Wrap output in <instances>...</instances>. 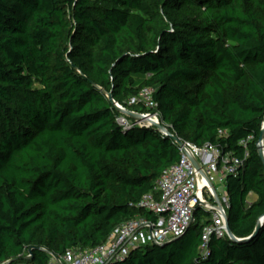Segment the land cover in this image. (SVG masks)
<instances>
[{
  "label": "trees",
  "instance_id": "obj_1",
  "mask_svg": "<svg viewBox=\"0 0 264 264\" xmlns=\"http://www.w3.org/2000/svg\"><path fill=\"white\" fill-rule=\"evenodd\" d=\"M149 87L171 133L243 161L226 180L228 220L235 237L253 235L264 216V0H0V263L49 264L137 215L156 218L138 203L179 145L123 126L109 97L143 111L126 100ZM208 215L170 245L107 264H264V224L205 249Z\"/></svg>",
  "mask_w": 264,
  "mask_h": 264
},
{
  "label": "built area",
  "instance_id": "obj_2",
  "mask_svg": "<svg viewBox=\"0 0 264 264\" xmlns=\"http://www.w3.org/2000/svg\"><path fill=\"white\" fill-rule=\"evenodd\" d=\"M154 94L152 87L139 92L138 104L144 110L138 113L146 116L151 123L164 125L166 130H159L167 135L170 130L162 121ZM117 104L125 109L120 103ZM119 122L126 127L138 125L123 114ZM170 135L174 134L170 132ZM179 140L183 142L179 146V162L169 167L157 181L154 191L144 195L138 203L139 207L154 213L156 218L137 215L121 223L103 244L87 249L72 248L64 254L50 255L49 264H106L119 261L139 245L164 244L180 238L195 220L197 209H204L209 214L202 232L203 248L206 249L212 236H228L226 216L229 197L226 180L228 176L237 174L243 161L230 153L222 154L211 144L200 147L192 141L180 137ZM194 160L199 167L195 166ZM26 257L31 258V253Z\"/></svg>",
  "mask_w": 264,
  "mask_h": 264
},
{
  "label": "water",
  "instance_id": "obj_3",
  "mask_svg": "<svg viewBox=\"0 0 264 264\" xmlns=\"http://www.w3.org/2000/svg\"><path fill=\"white\" fill-rule=\"evenodd\" d=\"M109 97H110L111 103L115 106L116 109L121 110L122 112L126 113L139 126H142V127H150L151 124H153L158 129L166 130V127L164 125H162V124H156V123H153V122L151 123V120L147 119L146 116H144V115H142V114H140L138 112L120 108L118 106V104H117L118 102H116V100L114 98V95L112 93H109ZM169 134H170V132H169ZM171 136L174 138V141L177 142V144L179 146H182L183 145V142H181L179 140V137L178 136H176V135H171ZM258 147H259V156H261V158H262V160L264 162V125H263V128H262L260 137H259ZM194 164H195L196 167H199L198 162L196 160H194ZM197 211H198V209H197ZM263 222H264V216H262L260 218V220L258 222L259 224H258L255 232L253 233V235L251 237L244 238V239H240V238H237V237L234 236V234L232 232V229H231V226L229 224L228 216H226V224H227L228 236L232 240H235V241L236 240L242 241V242L249 241L251 238H253L254 235H256L259 232V230L261 229L262 225L264 224ZM177 239L178 238H174V239L170 240L167 243L158 244V245L167 246V245H170V243H172L173 241H176ZM32 251H33V249L30 250V252H32Z\"/></svg>",
  "mask_w": 264,
  "mask_h": 264
},
{
  "label": "rangeland",
  "instance_id": "obj_4",
  "mask_svg": "<svg viewBox=\"0 0 264 264\" xmlns=\"http://www.w3.org/2000/svg\"><path fill=\"white\" fill-rule=\"evenodd\" d=\"M126 103L128 104V106L129 105H132L133 106V104H138L139 103V94L138 95H133L132 97H129L126 100ZM121 105L123 106V108H125V109L128 110V108L125 105H123V104H121ZM131 111L138 112L136 110H131ZM122 114L125 115L128 119H131L126 113L122 112ZM249 200H251V198H249Z\"/></svg>",
  "mask_w": 264,
  "mask_h": 264
},
{
  "label": "crops",
  "instance_id": "obj_5",
  "mask_svg": "<svg viewBox=\"0 0 264 264\" xmlns=\"http://www.w3.org/2000/svg\"><path fill=\"white\" fill-rule=\"evenodd\" d=\"M256 195L254 193H252L249 198H251V200L248 199V203H252V201H254L256 199Z\"/></svg>",
  "mask_w": 264,
  "mask_h": 264
}]
</instances>
